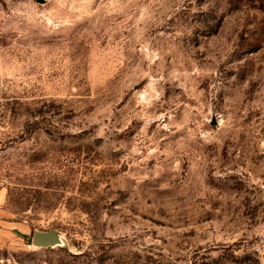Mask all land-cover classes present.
I'll use <instances>...</instances> for the list:
<instances>
[{
  "label": "rangeland",
  "instance_id": "374dc122",
  "mask_svg": "<svg viewBox=\"0 0 264 264\" xmlns=\"http://www.w3.org/2000/svg\"><path fill=\"white\" fill-rule=\"evenodd\" d=\"M0 264H264V0H0Z\"/></svg>",
  "mask_w": 264,
  "mask_h": 264
},
{
  "label": "water",
  "instance_id": "95a60500",
  "mask_svg": "<svg viewBox=\"0 0 264 264\" xmlns=\"http://www.w3.org/2000/svg\"><path fill=\"white\" fill-rule=\"evenodd\" d=\"M33 243L37 246H56L63 244L61 231L55 228L34 231Z\"/></svg>",
  "mask_w": 264,
  "mask_h": 264
},
{
  "label": "trees",
  "instance_id": "16d2710c",
  "mask_svg": "<svg viewBox=\"0 0 264 264\" xmlns=\"http://www.w3.org/2000/svg\"><path fill=\"white\" fill-rule=\"evenodd\" d=\"M263 1V0H262Z\"/></svg>",
  "mask_w": 264,
  "mask_h": 264
}]
</instances>
